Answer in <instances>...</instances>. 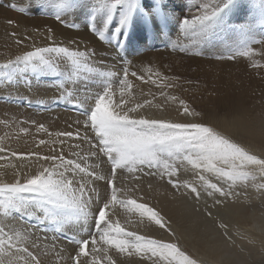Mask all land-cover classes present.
Masks as SVG:
<instances>
[{
  "label": "snow or ice",
  "instance_id": "obj_1",
  "mask_svg": "<svg viewBox=\"0 0 264 264\" xmlns=\"http://www.w3.org/2000/svg\"><path fill=\"white\" fill-rule=\"evenodd\" d=\"M76 7H83L86 11L87 31L100 42L106 41L122 65L130 63L121 53L130 32L137 27L138 22H143L147 28L155 20L167 25L172 18L165 9V0H153L148 7H145L144 0H83V3L81 0H58L56 19L66 24L62 16L71 15ZM239 10V0H207L195 12L189 11L175 17L176 32L201 45L211 44L229 34H239L243 37L240 44L247 45L253 42L248 40V34L253 27L256 24L264 27V0H260L259 9L248 10V18L234 24L231 16ZM20 11L25 9L21 8ZM67 26L77 29L80 27L75 23ZM67 39L77 47L55 43L33 47L32 50L23 51L13 59H8L6 63H0V83L12 85L23 80L30 86L31 81L25 78L29 73L54 75L59 78L57 87L60 89L64 88L66 82L80 81L83 84L80 89L82 98L76 99L72 92H68L66 95L61 93L58 99L75 100L73 107L84 117L82 124L79 120L76 123L84 128V133L82 135L77 130L57 135L81 139L88 142L92 149L83 155L73 151L71 159L66 158L62 151L43 157H39L37 153H12V156L20 159L37 156L49 166L41 165L34 173L18 172L13 182L0 181V215L14 218L19 228L14 231L13 236L5 231L4 226H0V264H41L39 257L29 251V247L38 248V241L47 239L46 235L41 237L38 233H46L50 227L53 232H60L66 239L77 244L78 247L71 256L72 264H81V257L87 264H101V257L98 255L100 252L104 253V264H116L107 255L111 246L119 253H127L129 256L135 252L146 258L149 264H201L176 242L128 232L118 221H112L109 211L118 203L129 210V206H134L141 216L147 215L160 228L167 227L163 217L153 208L132 199L118 197L120 190L115 187L117 169H126L133 173L144 167H162L169 182L178 187L179 182L172 179L178 169L174 163H169L162 157H180L192 166L204 194L213 197L218 193L227 197L233 193L230 190L225 191L220 182L227 183L229 189L236 186L237 182L246 186L250 178H255L254 169L264 172V159L253 154L242 142L210 124L195 119L174 122L135 115L145 106H153L152 101L146 99L143 104L129 107L124 99L125 88L132 87L128 76L135 77L137 73H129L128 67L123 68V78L119 79L121 98L114 102L110 79L117 74L94 66L97 56L94 47L86 46L85 50H80L79 41L73 36ZM17 43L21 41L18 40ZM184 50L180 48V51ZM253 51L245 47L241 54L248 56ZM228 58L234 59V56ZM58 59L61 63L57 62ZM93 75L99 79L89 82L88 78ZM139 79L143 80L144 77L140 76ZM89 83L102 84L103 88L93 93ZM167 87L173 85L169 83ZM0 99L8 100L9 97L0 96ZM167 101L178 102L181 115L193 118L200 116L199 112L190 110L187 101L179 96H168ZM25 103L30 101L25 98ZM39 128L46 130L43 124ZM89 132L93 135L89 136ZM39 143L44 144L45 141L41 140ZM60 144L63 146L64 141L61 140ZM70 147L78 148L79 145ZM101 154L110 164L108 175L99 174L96 171L98 165L87 163V160ZM3 158L0 156V159ZM209 175L214 176L218 182H212ZM99 181H105L110 195L106 192L101 198L100 190L96 187ZM183 186L197 199L200 198L201 191L195 183L185 180ZM259 187L264 188V184ZM215 203L219 204L221 201L216 200ZM72 226L79 227L88 238L76 239L62 231ZM219 227L225 229L224 235L228 236V225L221 223ZM90 256L91 259L88 260Z\"/></svg>",
  "mask_w": 264,
  "mask_h": 264
},
{
  "label": "bare ground",
  "instance_id": "obj_2",
  "mask_svg": "<svg viewBox=\"0 0 264 264\" xmlns=\"http://www.w3.org/2000/svg\"><path fill=\"white\" fill-rule=\"evenodd\" d=\"M1 1L3 3L0 4V63H6L8 59H13L15 55L20 54L23 51L32 50L33 47H44L55 43L60 44L61 46L75 48L77 45H72L67 39V37L73 36L75 40L79 41L78 47L80 50H85L86 46L94 47L96 49L97 56L94 61V66L100 68L101 70L112 71L117 74L115 77L110 79L112 91L114 93V102H118L121 98L119 79L123 78V68L128 67L129 73L133 71L137 73V76L135 77L131 75L128 76V80L132 85L130 89L125 88L124 99L128 102V106L132 107L135 104H143L146 99L152 101L153 105L145 106L135 115H144L155 119L172 120L174 122H184L193 119L203 122L200 120L202 118L199 119L198 117L187 119L178 111L180 108L178 102L172 103L167 101L168 96H179L187 101L190 110H195L194 105H196V103H200L196 99L192 98L187 91H183L184 86L182 89L181 85H177L175 83L176 79L166 80L164 78H174L171 77L175 73L174 70L172 71L173 66L178 65L176 63L178 59H183V55L180 54L179 51H176L178 47L184 49H189V47L190 49L191 47L192 49L197 48L196 50L200 49L198 47L200 44L188 40L183 35L176 32L177 28L175 17L187 14L189 11L195 12L196 8L199 7L201 3L207 2V0H165V9L171 14L172 18L169 19L167 25H163L159 20H155L152 24L147 26V28H145L143 22H138L137 27L130 32L129 37L124 44V50L121 55L130 63L123 65L122 62L116 58V54L111 50V46L108 45L106 41L100 42L97 37L87 31V17L86 11L83 7H76L75 11L71 15L64 14L62 19H64L67 23L62 24L56 19V3L58 0ZM81 3H83V0H81ZM152 3L153 0H144L145 7L152 5ZM12 5H16V7H12ZM259 5L260 0H239L240 10L231 16V22L234 24L241 23L248 18V10L250 8L259 9ZM21 8L25 9V11L21 12ZM36 13L41 15L34 16L33 14ZM8 21H12L13 23H8ZM72 23H75L80 27L78 29L69 28L67 25ZM49 29L51 31H49ZM263 32L264 31H262L259 35L263 36ZM12 33H15V35H11ZM255 35L259 36L253 27L252 31L248 34V40L249 36H252L253 40L256 41ZM49 37H51V39H49ZM242 38L243 37L239 34H232L226 39H222L221 42L217 43L218 45L216 44L220 50H218L219 56L223 58L218 60H207L192 57V59L196 61L203 60L212 62V72L209 70V73H215L217 75V80L224 79L221 78L222 75H229L234 78L237 72L242 69L247 71V73H251L255 70V68H252L253 70L248 69H251V66H254L255 64H259V68L261 66L263 67L264 38H262L261 43L250 46V48L254 51L248 56L241 54L242 51L245 50V47L249 48V43L247 45L240 44V40ZM18 40L21 41V43H17ZM251 40L252 38L250 41ZM165 43L168 44L166 49L162 48ZM157 45H160L161 49H153V46L155 47ZM133 52L137 54L136 57L132 56ZM229 56H234V59H229ZM57 62L61 63L59 59ZM201 71H204V69ZM157 73H159V75H157ZM140 76H143L144 79H139ZM25 78L31 81L30 86L25 84L23 80L19 83L12 84V87L7 83H0V89H5L6 92L7 90H9L8 92L14 91L17 98L24 97L30 102H33L32 108H34L33 110L20 109L14 104L8 105L6 103H0V149H6L9 153H37L39 157L62 151L65 157L69 159L73 158L71 156L73 151L81 152L83 155L89 150H92L90 149L89 143L86 141L81 139H70L57 135L58 133L69 131L75 132L77 130H79L83 135L84 128L76 123V121L79 120L82 124L83 121V118L78 112H75L74 110L65 111L62 109L38 111V109L42 107L40 106L41 104L38 103L39 100L42 101V99L46 98L45 100L49 102L52 98L58 99L61 95L58 93L59 91L65 95L68 92H72L73 96L76 99H79L81 94L80 89L83 87V84L80 81H76L75 83L66 82L64 88L60 89L57 87L59 78L52 74L42 73L39 75H33L29 73L26 74ZM88 79L90 82L91 80H97L99 78L93 75ZM152 81H155L156 83L154 84ZM169 83H171L173 87H167ZM89 86L93 93L101 91L103 88V85L99 83H89ZM162 92L164 95H161ZM217 100L221 101L220 99ZM71 102L74 103L75 100H71ZM237 102L239 104L240 100ZM42 103L45 105L44 101ZM71 105L72 104L68 105L69 108ZM155 105H162V107H156ZM71 109L73 108H70L69 110ZM205 121L206 123H210L214 127L226 132L230 136L233 135L244 142H250L251 145H247L250 149L255 150V152L258 151V154L259 152L264 154V99L261 100L259 104H256L254 109L241 107L234 110L231 116L212 117L209 118V120L204 119V123ZM41 124L44 125V129L46 130H41L39 128ZM25 129L27 131H24ZM88 135L91 136L93 134L89 132ZM41 140L45 141V143L40 144L39 141ZM61 140L64 141L63 146L60 144ZM70 145H79V147L72 148ZM31 157L32 159L22 163V166L20 167H15L16 165L14 166L12 163L8 164L6 162H0V181L13 182L18 172L34 173L37 168L43 165L44 161L39 159L37 156ZM167 160L168 162H172L171 159L169 161V158ZM156 186L157 184L153 189L151 188L153 191V201L159 204L162 207L163 212L174 220H177V218H179L178 220H181L180 217L185 218L186 220L189 213L180 205V203H178L179 200L172 198L171 195L167 194V192L161 193V188L163 187L160 188V191L158 190L159 188H156ZM96 187L100 190L101 195L107 192V187L104 182H97ZM145 197H147V195ZM4 221L7 225L11 224L14 228L19 230L15 219L8 217L4 218ZM72 228H74V226H72ZM149 230L152 229L149 228ZM185 230L187 231V229ZM197 230L198 229H196V231ZM183 233L182 235H184ZM196 234L197 232L195 235ZM41 236L43 237V235ZM201 240H198L197 244L199 246L203 244L202 248L204 250L210 252L218 258V261L221 260L222 253H220V248H217V246L214 247L217 244L210 247ZM206 242L208 241L206 240ZM38 243V248L29 247V251H33L34 254L39 257L41 264H68L70 256L75 251L74 245L64 242L63 240L61 241L60 239L58 241L57 239L49 238V236H47V239H41ZM211 243L213 245V242ZM231 252L229 254H231ZM232 255L236 254L232 252ZM230 257L232 256L230 255ZM236 258L237 256L233 258V260L232 258L228 259L230 262H227L229 264H239ZM222 261L223 259L221 262ZM145 262L146 261H144V263ZM123 264L125 263L123 262ZM139 264L142 263L139 262Z\"/></svg>",
  "mask_w": 264,
  "mask_h": 264
},
{
  "label": "rangeland",
  "instance_id": "obj_3",
  "mask_svg": "<svg viewBox=\"0 0 264 264\" xmlns=\"http://www.w3.org/2000/svg\"><path fill=\"white\" fill-rule=\"evenodd\" d=\"M2 3L3 2L0 0V4ZM258 7L260 8V5ZM33 15L38 16L41 14L36 13ZM254 30L259 35L262 31H264V27L256 24L254 26ZM229 35L231 36L232 34ZM262 35L263 36L255 35L256 41L253 40L252 36H249V40L252 38L251 41H253L249 43V48L253 44L261 43L262 38H264V32L262 33ZM228 36L223 39H226ZM221 40L222 39H217L211 44L207 45L200 44V46H198L200 49L198 50H196L197 48L192 49L191 47L190 49L189 47V49L186 48L181 52L179 47L176 49V51H179L180 54L183 55V59H178L176 61L178 65L173 66L172 71L174 70L175 73L173 72L174 75L171 77L178 78L176 79L175 83L177 85H181L182 89L184 86L183 91H187V93L192 98L200 102L196 103V105L194 106L195 111L200 113V116L198 118H202L200 120L203 122L204 119L209 120V118L212 117L231 116V114H233V111L237 108L249 107L250 109H254V106H256V104H259L261 100L264 99V66H261L259 68V66H256L259 64H255L254 66H251V69H248L253 70L252 68H255V70H253V72L251 73H247V71H244L242 69L237 72L234 78L230 77L229 75H222L221 78L224 79L217 80V75L215 73H209V70L210 72H212V62L203 60L196 61L192 59V57H197L207 60H218L217 57H220L218 53L220 50L217 47V43L221 42ZM167 46L168 44L165 43L162 48L166 49ZM160 47V45H157L155 47L153 46V49H161ZM197 53L202 54L198 55ZM132 56L136 57L137 54L133 52ZM203 69L204 71H201ZM8 91L9 90H7L6 92L5 89H0V96L9 97L8 100L0 99V103H6L8 105L14 104L20 109H34L32 108L33 102L25 103L24 97L17 98L14 91H10L11 93ZM58 93L61 94L62 92L59 91ZM80 98H82V93L80 94ZM45 99H42V101H38V103L41 104L40 106H42L38 109V111L62 109L65 111L74 110L75 112H78L80 114L79 110H69L70 108L68 105H73V102H71V100L65 101L62 99L52 98L53 100L51 99L49 102H47ZM217 99H220L221 101ZM239 100L240 102L238 104L237 101ZM43 101L45 102V105L44 103H42ZM81 117L84 119L82 115ZM185 117L187 119H192V117ZM233 138L239 142H242L246 146L251 145L250 142H244L234 136ZM251 150L253 154L258 155L261 159H264V154L262 152H259L258 154V151L255 152V150ZM0 156H4L3 159H0V162H6L8 164L12 163L14 166L16 165L15 167H20L25 161L32 159V157H28L25 159L13 157L12 153H9L8 151H6V149H4V151H0ZM95 158L87 160V163L98 165L99 167L96 169V171L98 173L100 172L101 175H108L110 164L107 161V158L102 154L99 155V157ZM162 159H168V157L164 156L162 157ZM170 159L172 162L169 163H174V166L178 169V173L172 177L173 180L179 182L178 187H174L173 184L169 182L168 175L164 172L162 167L152 169L144 167L133 173H129L126 169H117L115 181V187L120 190L118 192V197L120 199H132L137 203L146 204L147 206L153 208L160 214L161 217H163V221L166 223L167 227L160 228L155 224L154 221H151L147 215L141 216L139 211L136 210L134 206H129L131 208V210H129V208L121 206L118 203L109 211V216L112 221H118L121 227L125 228L128 232H136L139 235H147L153 238H162L166 241L176 242L183 250H186L189 255H192L193 258L198 259L201 264H222V262L223 264H229L228 262L230 261L228 259L232 258L233 260V258H235L236 256V260L239 264H264V188L259 187V185L264 184V172L260 171L258 168L254 169L255 178H250L246 186L237 182L236 186H233L231 189H229L227 183L220 182L225 191L230 190L233 194L231 196L222 197L217 193L214 194L213 197H208L206 194H204L203 188L200 187L197 175L193 172L192 166L188 164L187 161H183L180 157H176V159L174 158V160H172L173 158H169V161ZM45 164L47 163H43L45 167L49 166V164ZM209 179H211L214 183L218 182L212 175H209ZM185 180L193 182L197 185V187L201 191V196L199 199H197L189 189L183 186V182ZM101 182H104V184H106L105 181ZM156 184V188H159L158 190L161 191L162 189L161 193L167 192V194L171 195L172 198L179 200L178 203H180V205L189 213V216L186 218V220L185 218L181 217V220H178L179 218H177V220H174L169 215H166L163 212L162 207L159 204L153 201V191L151 190V188L153 189ZM105 193H103L104 195H101V198L105 196ZM107 194L110 195V189L108 188ZM146 195L147 197H145ZM216 200H220L221 203L216 204ZM209 213H211V215H209ZM1 216L2 215H0V226H4L5 231L8 232L9 235L14 236V230L17 229L14 228V226H12L11 224L7 225V223H4V218L8 217ZM24 223L26 224V222ZM221 223H225L228 225V236L224 235L225 229L219 227ZM149 228L152 230H149ZM190 228L191 230H193L191 231ZM168 229H170L171 231L169 232ZM185 229H187V231ZM196 229H198L199 232L198 230L196 231ZM62 231H66L68 236H75L76 239L88 238L87 234L82 232L81 229L76 226H74V228L68 227L66 229H62ZM196 232L197 234L195 235ZM171 233H174V235H172ZM182 233L184 235H182ZM40 234L43 236H49V238L57 239L58 241L60 239L61 241L63 240L64 242L70 243L74 245L75 251L78 247L77 244L66 239L64 235L60 234V232H53V229L51 227L48 228L47 233H38V235ZM228 237H231V239H229ZM198 240L205 242L210 247L214 246V244H217L214 247L217 246V248H220V253H222L221 260L223 259V261H218V258L212 255L210 252L204 250L202 248L203 244L199 246L197 244ZM206 240L208 242H206ZM211 242H213V245ZM90 250L91 246L89 245V251ZM75 251L72 255H74ZM231 251L236 255H232ZM230 252L231 254H229ZM98 255L101 257V264H104V253L100 252L98 253ZM107 255L111 256L116 264H123V262L125 264H139V262L142 264H149L146 258H142L135 252H133V254L129 256L127 253H119L114 246H111L109 248ZM230 255L232 257H230ZM71 256L69 258L68 264H72ZM90 259L91 256L88 258V260ZM144 261L146 262L144 263ZM81 264H87V261H85L83 257H81Z\"/></svg>",
  "mask_w": 264,
  "mask_h": 264
}]
</instances>
